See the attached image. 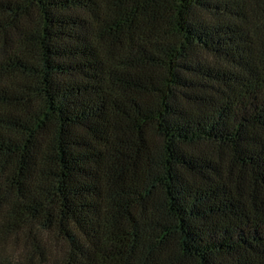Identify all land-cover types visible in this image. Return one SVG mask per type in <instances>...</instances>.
<instances>
[{
  "label": "trees",
  "instance_id": "obj_1",
  "mask_svg": "<svg viewBox=\"0 0 264 264\" xmlns=\"http://www.w3.org/2000/svg\"><path fill=\"white\" fill-rule=\"evenodd\" d=\"M0 264H264V0H0Z\"/></svg>",
  "mask_w": 264,
  "mask_h": 264
}]
</instances>
